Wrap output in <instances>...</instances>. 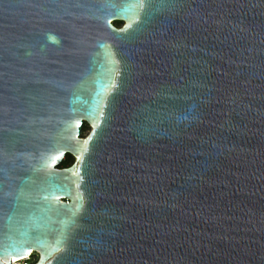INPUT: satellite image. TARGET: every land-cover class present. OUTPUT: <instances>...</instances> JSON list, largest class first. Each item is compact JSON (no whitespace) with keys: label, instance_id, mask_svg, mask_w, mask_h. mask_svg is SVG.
<instances>
[{"label":"water","instance_id":"water-1","mask_svg":"<svg viewBox=\"0 0 264 264\" xmlns=\"http://www.w3.org/2000/svg\"><path fill=\"white\" fill-rule=\"evenodd\" d=\"M30 253L264 264V0H0V264Z\"/></svg>","mask_w":264,"mask_h":264},{"label":"rangeland","instance_id":"rangeland-1","mask_svg":"<svg viewBox=\"0 0 264 264\" xmlns=\"http://www.w3.org/2000/svg\"><path fill=\"white\" fill-rule=\"evenodd\" d=\"M119 23H117V21H115L114 22V24H116V26H118V27H121L124 23L123 22H121V21H118ZM71 159V164H73L74 162H75V158L74 157H71L70 158ZM70 164V165H71ZM38 261V255L37 254H33V257L31 258V260H30V263H36Z\"/></svg>","mask_w":264,"mask_h":264},{"label":"built area","instance_id":"built-area-1","mask_svg":"<svg viewBox=\"0 0 264 264\" xmlns=\"http://www.w3.org/2000/svg\"><path fill=\"white\" fill-rule=\"evenodd\" d=\"M33 254L34 253H30L26 258L24 259H21L19 261H17L19 264H33V263H30V260L31 258L33 257ZM15 263V261H13ZM35 264V263H34Z\"/></svg>","mask_w":264,"mask_h":264},{"label":"trees","instance_id":"trees-1","mask_svg":"<svg viewBox=\"0 0 264 264\" xmlns=\"http://www.w3.org/2000/svg\"><path fill=\"white\" fill-rule=\"evenodd\" d=\"M117 23H119V22L117 21ZM71 157H73V156L68 155V157L62 162V164L59 167H69L71 164V159H70Z\"/></svg>","mask_w":264,"mask_h":264},{"label":"flooded vegetation","instance_id":"flooded-vegetation-1","mask_svg":"<svg viewBox=\"0 0 264 264\" xmlns=\"http://www.w3.org/2000/svg\"><path fill=\"white\" fill-rule=\"evenodd\" d=\"M115 25V24H114ZM116 26V25H115ZM118 27V26H117ZM88 127H90L91 128V126L88 124V123H84V126H83V133L87 130V128ZM91 131V130H90ZM69 155V154H68ZM68 155L65 157V159L68 157ZM64 159V160H65ZM60 166V165H59ZM59 168H65V167H59Z\"/></svg>","mask_w":264,"mask_h":264},{"label":"bare ground","instance_id":"bare-ground-1","mask_svg":"<svg viewBox=\"0 0 264 264\" xmlns=\"http://www.w3.org/2000/svg\"><path fill=\"white\" fill-rule=\"evenodd\" d=\"M19 260H21V259H19V258H13V261H15V263H18L17 261H19Z\"/></svg>","mask_w":264,"mask_h":264}]
</instances>
